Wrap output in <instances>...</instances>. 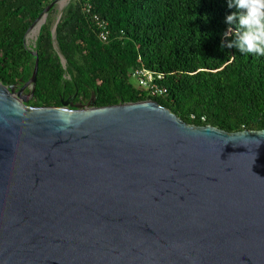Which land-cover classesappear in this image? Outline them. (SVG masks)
I'll use <instances>...</instances> for the list:
<instances>
[{"label":"water","instance_id":"95a60500","mask_svg":"<svg viewBox=\"0 0 264 264\" xmlns=\"http://www.w3.org/2000/svg\"><path fill=\"white\" fill-rule=\"evenodd\" d=\"M71 1L25 35L30 80L0 78V264H264V130L189 125L154 100L29 103L48 15L57 51Z\"/></svg>","mask_w":264,"mask_h":264},{"label":"trees","instance_id":"16d2710c","mask_svg":"<svg viewBox=\"0 0 264 264\" xmlns=\"http://www.w3.org/2000/svg\"><path fill=\"white\" fill-rule=\"evenodd\" d=\"M53 1L0 0V78L7 87L33 75L35 61L23 41ZM232 2L72 0L57 28V51L52 29L59 7H54L38 41L40 70L29 103L61 106L74 96L72 106L83 107L154 100L189 125L230 133L262 131L264 56L227 47L236 38V22L226 23L236 11L229 7ZM89 5L108 22L107 42L99 38ZM133 69L162 75L167 94L152 97L138 88L131 80Z\"/></svg>","mask_w":264,"mask_h":264},{"label":"clouds","instance_id":"9594fccd","mask_svg":"<svg viewBox=\"0 0 264 264\" xmlns=\"http://www.w3.org/2000/svg\"><path fill=\"white\" fill-rule=\"evenodd\" d=\"M229 7L236 11L227 15L226 23L236 22V38L227 47L264 56V0H233Z\"/></svg>","mask_w":264,"mask_h":264},{"label":"built area","instance_id":"2783aa9c","mask_svg":"<svg viewBox=\"0 0 264 264\" xmlns=\"http://www.w3.org/2000/svg\"><path fill=\"white\" fill-rule=\"evenodd\" d=\"M87 13L96 24L99 30V38L102 42H107L110 37L108 22L102 19L98 14L92 12V6L87 7ZM163 76L145 69L131 70V80L138 88L144 89L152 97H162L167 94V89L160 85Z\"/></svg>","mask_w":264,"mask_h":264},{"label":"rangeland","instance_id":"374dc122","mask_svg":"<svg viewBox=\"0 0 264 264\" xmlns=\"http://www.w3.org/2000/svg\"><path fill=\"white\" fill-rule=\"evenodd\" d=\"M37 33H38V31H37ZM37 33H36L35 36H32V37H30V38L28 37L27 40H28V45H29L30 47H33V46L35 45L36 38H37V35H38ZM29 94H30V91L27 90V91L25 92V95H26L25 97L27 98V97L29 96ZM89 106H91V104H88V105H86L85 107H89Z\"/></svg>","mask_w":264,"mask_h":264},{"label":"bare ground","instance_id":"6f19581e","mask_svg":"<svg viewBox=\"0 0 264 264\" xmlns=\"http://www.w3.org/2000/svg\"><path fill=\"white\" fill-rule=\"evenodd\" d=\"M38 29H39V25L38 26H36L31 32L33 33V36H35L36 35V33H37V31H38ZM30 32V33H31Z\"/></svg>","mask_w":264,"mask_h":264},{"label":"flooded vegetation","instance_id":"af4514ba","mask_svg":"<svg viewBox=\"0 0 264 264\" xmlns=\"http://www.w3.org/2000/svg\"><path fill=\"white\" fill-rule=\"evenodd\" d=\"M21 86V85H20ZM74 99H75V96L73 97ZM69 99H71V98H69ZM74 99H73V101H74ZM73 101H72V103H70L71 105H73Z\"/></svg>","mask_w":264,"mask_h":264}]
</instances>
